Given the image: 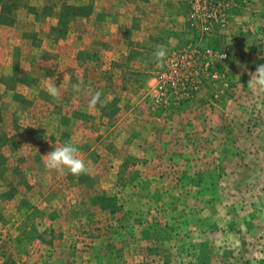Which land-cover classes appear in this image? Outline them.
<instances>
[{"label":"rangeland","instance_id":"374dc122","mask_svg":"<svg viewBox=\"0 0 264 264\" xmlns=\"http://www.w3.org/2000/svg\"><path fill=\"white\" fill-rule=\"evenodd\" d=\"M191 51L208 87L201 98L210 89L230 99L233 121L259 133L258 162L228 190L207 168L218 164L209 138L150 137L164 122H141L134 109L169 99V117L193 99L166 84ZM258 64L264 0H0V264H264V96L247 88ZM79 79L103 106L73 91ZM49 83L61 86L58 100ZM69 140L85 174L44 167L43 155Z\"/></svg>","mask_w":264,"mask_h":264},{"label":"crops","instance_id":"0c3cea01","mask_svg":"<svg viewBox=\"0 0 264 264\" xmlns=\"http://www.w3.org/2000/svg\"><path fill=\"white\" fill-rule=\"evenodd\" d=\"M206 88L202 84L199 87V90L193 94V96H189L190 98H193L191 100L186 101L184 98H182L179 103L176 104L177 106V113L173 114L172 116L176 117V121L179 125L177 127L172 126L170 123L172 122V116L165 117L167 115L172 114L175 109L172 108L174 105L171 104H165L166 101L169 99H166L163 101V107L161 109L155 110L153 103L147 102V101H140V103L136 104L138 111L137 116L139 117V121L142 122L140 117H144L145 121L148 122L149 125L152 124L154 121L161 120L164 122V125L161 126V129L153 128L152 126L148 127V136L150 137H172L175 136L177 138L185 139L189 137H197V136H206L210 139V146H213L215 148L213 154L218 156V164L215 166L213 163L212 166H215L216 169L213 170V167L209 164H206L208 169H212L210 172H214V176L216 172L218 173V179L220 181H215L214 178L212 179V183L214 182V186H218V183L221 182V184H226L227 190H228V183L231 181H234L236 185H242L243 183V177L241 176V172L244 169V167H247V164L249 163L250 159L252 158L253 162H258V147H257V141L259 138V133L256 131V128L246 130L243 126V118H235V121H233V115H230L228 113V101H231L228 98L226 99H220V98H213L210 96L211 90L209 89V97L210 99L204 97L201 98V96L206 95ZM156 88L152 87V92H154ZM206 97V96H205ZM170 103V101H169ZM219 107V109L217 108ZM133 109V110H134ZM130 110V115L132 114ZM223 122L224 125L220 126L219 129L217 128L216 124L218 122ZM228 120H230V123L232 125L228 127ZM220 139V140H219ZM216 140V141H215ZM218 140V145L215 144ZM183 142H185L183 140ZM186 149H190L189 151H192V148L183 147ZM186 149H180V152H185ZM208 151V153H205L204 151ZM198 154L201 152L200 148H197L196 150ZM202 150V155L205 154L210 155L211 151L208 149ZM190 153V152H189ZM205 153V154H204ZM182 156H190L188 154V151L183 153ZM250 157V158H247ZM209 158V157H208ZM184 161V160H183ZM182 161V162H183ZM198 160H192L186 162L187 164H195ZM189 165H185V168L188 169ZM211 173L209 176H207V180H204L201 184H204V182H209ZM216 177V176H215ZM200 187V186H199ZM201 188V187H200ZM208 189L206 188V191ZM204 191V190H203ZM198 195V198L203 196V192ZM211 197H214L216 195H213L215 190H210ZM210 200V199H209ZM216 202L215 199H211V203ZM205 203H207V200H205ZM191 208H188V211H190ZM198 215L202 216L201 212L203 214H210L207 213L206 208H199L197 209ZM193 216L197 214H192ZM206 220H211L210 217L206 218Z\"/></svg>","mask_w":264,"mask_h":264},{"label":"clouds","instance_id":"9594fccd","mask_svg":"<svg viewBox=\"0 0 264 264\" xmlns=\"http://www.w3.org/2000/svg\"><path fill=\"white\" fill-rule=\"evenodd\" d=\"M167 49L164 45H157L153 52V62L157 67H163L167 57ZM223 59V56H222ZM249 80L247 88L255 96H264V64L256 65L254 71L248 73ZM60 85L55 83L47 84L45 91L53 99L60 98ZM71 87L74 92H86L90 94L89 108L94 109L98 104L103 106L101 99L102 93L99 91L90 92L85 86L83 79L72 83ZM44 157V167L49 171H58L63 173L66 169L70 174L79 176L88 171L86 161L80 156L78 144L72 140L65 142L62 146L55 147L54 150L48 152Z\"/></svg>","mask_w":264,"mask_h":264},{"label":"built area","instance_id":"2783aa9c","mask_svg":"<svg viewBox=\"0 0 264 264\" xmlns=\"http://www.w3.org/2000/svg\"><path fill=\"white\" fill-rule=\"evenodd\" d=\"M192 53H194V51L185 53L181 57L180 61L178 60L175 63L173 68L176 78L175 80L172 79V82H166V84L168 83L167 85L182 88L188 96H192L199 89L200 86V82L197 76V61L194 59L197 58L198 54L196 52L194 54ZM225 55L226 53L222 54L221 57H224ZM188 57H192L194 59H192V64L190 66L184 64L185 59H187Z\"/></svg>","mask_w":264,"mask_h":264},{"label":"trees","instance_id":"16d2710c","mask_svg":"<svg viewBox=\"0 0 264 264\" xmlns=\"http://www.w3.org/2000/svg\"><path fill=\"white\" fill-rule=\"evenodd\" d=\"M0 98H1V95H0ZM3 121V112H2V110H1V108H0V123ZM2 138H4L3 136H1L0 135V147H2L3 146V144H2Z\"/></svg>","mask_w":264,"mask_h":264}]
</instances>
